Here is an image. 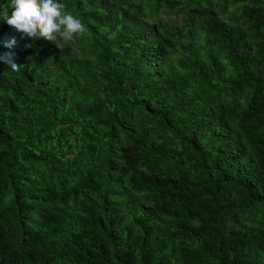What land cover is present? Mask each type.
I'll list each match as a JSON object with an SVG mask.
<instances>
[{
    "label": "trees",
    "instance_id": "trees-1",
    "mask_svg": "<svg viewBox=\"0 0 264 264\" xmlns=\"http://www.w3.org/2000/svg\"><path fill=\"white\" fill-rule=\"evenodd\" d=\"M59 2L0 20V264H264V0Z\"/></svg>",
    "mask_w": 264,
    "mask_h": 264
},
{
    "label": "clouds",
    "instance_id": "clouds-1",
    "mask_svg": "<svg viewBox=\"0 0 264 264\" xmlns=\"http://www.w3.org/2000/svg\"><path fill=\"white\" fill-rule=\"evenodd\" d=\"M0 20L18 32L21 39H28L25 48L33 47L36 39H44L61 51L74 37H83L88 32L87 26L59 0H9L0 9ZM4 44L12 47L17 39L10 37ZM0 60L9 67L16 65L11 53Z\"/></svg>",
    "mask_w": 264,
    "mask_h": 264
}]
</instances>
